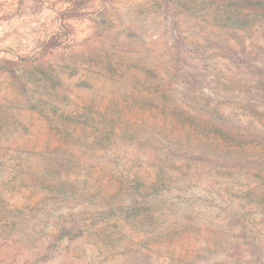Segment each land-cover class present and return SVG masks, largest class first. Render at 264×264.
Returning a JSON list of instances; mask_svg holds the SVG:
<instances>
[{"label":"rangeland","instance_id":"rangeland-1","mask_svg":"<svg viewBox=\"0 0 264 264\" xmlns=\"http://www.w3.org/2000/svg\"><path fill=\"white\" fill-rule=\"evenodd\" d=\"M0 264H264V0H0Z\"/></svg>","mask_w":264,"mask_h":264},{"label":"trees","instance_id":"trees-1","mask_svg":"<svg viewBox=\"0 0 264 264\" xmlns=\"http://www.w3.org/2000/svg\"><path fill=\"white\" fill-rule=\"evenodd\" d=\"M53 40H55L54 37H53V39H52V40L50 41V43H49L50 46H54V45L56 44V43H53V42H54ZM53 44H54V45H53ZM48 46H49V45H48Z\"/></svg>","mask_w":264,"mask_h":264}]
</instances>
